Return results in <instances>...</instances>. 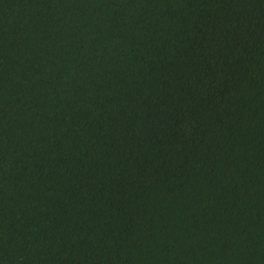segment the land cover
Wrapping results in <instances>:
<instances>
[{
  "label": "trees",
  "instance_id": "trees-1",
  "mask_svg": "<svg viewBox=\"0 0 264 264\" xmlns=\"http://www.w3.org/2000/svg\"><path fill=\"white\" fill-rule=\"evenodd\" d=\"M0 264H264V0H0Z\"/></svg>",
  "mask_w": 264,
  "mask_h": 264
}]
</instances>
